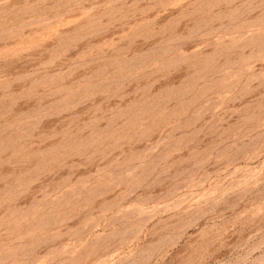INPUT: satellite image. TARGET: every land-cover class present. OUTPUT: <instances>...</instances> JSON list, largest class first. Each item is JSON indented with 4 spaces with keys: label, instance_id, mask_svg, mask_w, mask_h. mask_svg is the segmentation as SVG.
Instances as JSON below:
<instances>
[{
    "label": "rangeland",
    "instance_id": "rangeland-1",
    "mask_svg": "<svg viewBox=\"0 0 264 264\" xmlns=\"http://www.w3.org/2000/svg\"><path fill=\"white\" fill-rule=\"evenodd\" d=\"M0 264H264V0H0Z\"/></svg>",
    "mask_w": 264,
    "mask_h": 264
}]
</instances>
